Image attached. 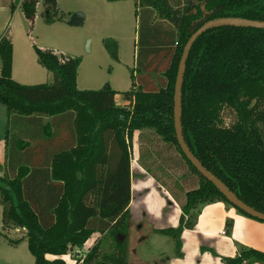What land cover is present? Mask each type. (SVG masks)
Returning a JSON list of instances; mask_svg holds the SVG:
<instances>
[{"label":"trees","instance_id":"1","mask_svg":"<svg viewBox=\"0 0 264 264\" xmlns=\"http://www.w3.org/2000/svg\"><path fill=\"white\" fill-rule=\"evenodd\" d=\"M121 1L128 0H108ZM133 1L137 13H142L143 24L141 10L152 9L175 27L177 42L165 73L167 84L157 92L138 88L125 93V97L134 98L131 110L116 106L117 93L109 85L96 92L79 90L81 59L55 50L35 46L39 65L53 75V84L17 83L12 78L13 44L6 36L0 40V103L9 117L7 158L10 127L14 123L15 130L19 129L17 118L75 117V147L55 154L50 165V177L62 185V192L47 221L38 215V206L27 188L31 177L38 174L35 170L10 161L0 177V203L4 208L1 236L7 238L11 230H25L24 238L10 243L16 246L26 240L35 264H66L61 259L66 255H71L75 264H127L131 187L126 139L131 140L136 131L148 133L141 139V145L148 149L141 156L142 165L175 197L185 193L178 228L157 231L173 240L178 256L182 257V233L194 230L204 206L222 202L237 210L184 156L174 124L175 86L185 46L204 24L223 18L264 22V0ZM38 4V0L22 1L27 19L36 16ZM44 5L51 8L54 22H65L59 16L57 0H44ZM104 44L111 52L110 42ZM192 48L182 88L185 143L208 172L246 205L264 214V30L216 28L205 32ZM225 109L236 116L230 128L224 126ZM108 137L122 156L118 168L106 173L102 168L110 161ZM26 145L21 144L15 159L22 156L19 154ZM175 168L181 175L172 172ZM237 213L263 222L240 210ZM228 228L232 229L231 223ZM96 231L106 234L112 253L102 254V239L85 258H78L76 251L82 250ZM222 262L264 264V253L241 247L236 257Z\"/></svg>","mask_w":264,"mask_h":264},{"label":"crops","instance_id":"2","mask_svg":"<svg viewBox=\"0 0 264 264\" xmlns=\"http://www.w3.org/2000/svg\"><path fill=\"white\" fill-rule=\"evenodd\" d=\"M17 1L0 0V14L2 15L0 19L1 17L5 18L8 9L11 10L12 15L17 13V8H19L16 5L18 3ZM124 3H133V0L115 3H110L108 0H101L95 3L91 7L93 14L96 12L97 15L95 17L93 16L94 21L90 25L97 29H105L106 35L101 37L103 44L108 40L117 45L109 53L114 58V64L125 69L122 72V77L116 75V71H119V69L115 71L113 67L108 77L102 75L105 60L102 59L103 56L101 57L97 54L92 57L95 68L89 74L96 72L98 75L97 79L94 80L96 81L94 82V86L101 84V87L99 89L95 88L96 90L103 89L106 85H109L117 93L115 96L116 106L131 110L135 102L134 98L125 97V93L138 88H141L144 92H157L167 84L165 73L173 59L175 43L177 42V31L171 23L160 18L152 9H140L143 12V21L146 30L141 43L139 42L141 49L139 48V53L137 52V48L135 49L138 56H134L132 64L128 62L123 63L118 53L120 51V47H118L120 46V40L114 35V31L111 33L107 32L117 25V20L119 21L120 19V7H123L121 5H124ZM88 19H90L89 11H81L73 15V23L71 25L80 27ZM5 24H0V40L5 36L3 30ZM90 45L92 46V44ZM91 46L89 55H92ZM16 62L15 55H13V70L16 68ZM28 66L30 68L28 70L26 66V70L31 75L33 73L32 70L36 71V68L35 66L31 67L30 63H28ZM130 67H133L135 70L132 73L133 75H130ZM5 111V134L3 138L0 137V166L3 167L2 173L7 170L8 164L6 133L9 117L7 109ZM74 118V116L67 114L58 118L16 119L18 127L29 125L33 129V131L28 133L26 140L28 145L33 142L30 137H38V141L40 142L38 144V161H35L36 159L33 158L31 164L35 167L32 170L37 171L38 174L28 184L27 188L30 190L33 185H38V194H32L31 200L37 204L38 215L45 221L48 220L62 192V185L54 182L50 177V165L55 154L64 149L75 147L77 141L74 132ZM55 129L60 130L59 137H56L57 135L53 133ZM146 133V131H136L131 140L126 139V145L130 155L131 187V200L128 209L129 241L127 264H143L141 263L142 252L139 251L140 248L146 247L150 242L155 247V244H159L157 239H170L157 234V231L178 228L183 212L181 211L182 202H178V199L170 189L162 186L151 176L152 174L148 173L147 169L141 163L143 152L140 148L142 146L140 145V141ZM107 139L109 140V154L111 155L108 165L102 168L106 173L112 167L114 169L118 168L119 160L122 156L119 147L112 139L109 137ZM23 153L19 155H23ZM145 163L149 164L150 162L147 161ZM96 223L100 225L101 221L97 219ZM228 223L232 224V231L228 228ZM228 231L230 232L228 233ZM12 232L21 234L22 238L25 237L26 233L22 229H16ZM105 235L96 231L89 239L92 242L89 244L88 241L82 250L76 251L75 254H78L77 257L85 258L102 239V254L112 253L111 241L106 240L104 238ZM181 242L182 257L173 252L172 255L170 254L171 256L165 258L166 261L162 264H223L222 259L236 257L238 250L242 246L264 253V222L247 218L237 213L236 209L222 202L209 204L202 208L194 230H185L182 233ZM48 258L50 260L55 259L53 256H49ZM65 258L64 256L61 257L63 260ZM160 259L161 257L152 260V262H148V264H159L158 261ZM71 261H73L72 264H75L76 260L71 256ZM35 262V260L33 262L29 260L28 263L35 264ZM65 262L67 261L65 260Z\"/></svg>","mask_w":264,"mask_h":264},{"label":"rangeland","instance_id":"3","mask_svg":"<svg viewBox=\"0 0 264 264\" xmlns=\"http://www.w3.org/2000/svg\"><path fill=\"white\" fill-rule=\"evenodd\" d=\"M39 4L37 6V14L33 19H27L20 9L21 0H18L17 13L12 15L11 10L8 9L5 15V18L0 19V24L6 23L3 30L4 35L8 37L13 44V55H15L16 68L13 70L12 78L17 83L24 86H37V85H51L53 84V75L50 74L47 69L39 65L38 58L35 52V46L40 49L55 50L59 54H63L70 57H77L81 59V65L78 70V89L84 91H99L101 84L94 86V81L97 79V73L89 74V72L95 68V63H93V58L96 54L103 56L104 59V68L103 73L105 77H108L112 67L116 71V75L122 77V72L125 69L123 67H118L113 62V57L110 55L108 49L105 47V44L101 42V37L106 35L105 29H97L93 24V16L95 17L97 13L93 14L92 7L95 3L100 2L101 0H57V6L59 10V16H63L65 22L55 21L54 17L50 11L51 8L44 5V0H38ZM135 1L133 3H124L120 7L119 15L120 19L117 20V25L114 28L110 29L111 33L114 31V35L120 40V51L119 56L122 58V62H128L132 64L134 56L139 53V48L141 49V40L145 34V25L142 23V13H137L135 8ZM133 4V5H132ZM92 6V7H91ZM88 10L90 19L82 26H73V15ZM2 12V11H1ZM13 12V11H12ZM103 12V10H102ZM0 16H2L0 14ZM108 41V40H107ZM92 42V43H91ZM110 42V49L116 48L115 43ZM140 42V43H139ZM92 44V46L90 45ZM90 46L92 48V55H89ZM137 48V52L136 49ZM141 53V50H140ZM143 54V51H142ZM141 54V55H142ZM27 60V61H26ZM1 59H0V77H1ZM28 63L31 67L35 66L36 71L32 70V74H28L26 66L29 70ZM128 72V71H127ZM130 75L135 72L133 67H130ZM133 75V74H132ZM96 88V89H95ZM95 89V90H94ZM102 89V88H101ZM100 89V90H101ZM5 107L0 103V137H4L5 134V120H6V111ZM3 111V112H2ZM5 115V116H4ZM224 126L230 128L236 122V116L234 112L230 109H225L223 113ZM15 122V121H14ZM11 135L9 139L8 147V164L10 161L17 163L23 166H27L32 170L33 167L32 160L33 158L38 161V137H30L32 141L29 145L27 144L28 133L33 131L29 125L20 126L18 130H15L14 123L10 127ZM53 133L56 134V137L60 136V130L55 129ZM21 134V135H20ZM146 133L145 135H147ZM143 135V136H145ZM24 143L26 146L22 151L30 150L29 152L22 155L20 158H14L19 150L21 149V144L17 142ZM154 145V143H152ZM20 145V147H19ZM141 145V141H140ZM142 152L146 154L148 150L144 146L140 147ZM157 148V147H156ZM154 148V150H158ZM154 151V152H156ZM153 159H158L154 157ZM33 171V170H32ZM148 171V170H147ZM179 169H174L172 172L175 175H181ZM37 172V171H36ZM149 174L155 175L152 172ZM158 175V174H157ZM37 175H35L36 177ZM34 178V177H33ZM31 177L30 181L33 179ZM29 181V182H30ZM32 194H38V185H33L30 188ZM185 193L181 192L178 194V202H185ZM3 206L0 203V264H30L29 260H35L31 255L28 244L26 240L18 243V245H12L10 241H17L22 238L21 234H16L11 230L7 233V238L1 236L3 231ZM92 241L89 240V244ZM158 245L155 244V247L150 242L146 247L140 248L139 251L142 252L141 263L148 264L159 257H161L159 264H162L166 261L165 258L171 256L173 252L176 254V247L172 239H157ZM152 243V244H151ZM157 245V246H156ZM160 246L159 248H157ZM243 247V246H242ZM247 248V247H246ZM171 254V255H170ZM65 260L72 264L71 255H66Z\"/></svg>","mask_w":264,"mask_h":264},{"label":"water","instance_id":"4","mask_svg":"<svg viewBox=\"0 0 264 264\" xmlns=\"http://www.w3.org/2000/svg\"><path fill=\"white\" fill-rule=\"evenodd\" d=\"M221 27H235V28H252L258 30H264V22L261 21H252L245 20L240 18H223L216 19L204 24L199 31H197L186 44L185 49L183 51V56L181 62L179 64L178 75L175 86V95H174V124L176 137L178 138L179 146L184 153V156L191 162V164L197 169V171L210 183H212L216 189L223 194L225 199L237 210H240L252 218L258 219L264 222V214L255 209L246 205L243 201H241L237 194H234L225 184H223L218 178H216L212 173L208 172L200 163V161L193 155L190 151L189 147L185 143V138L183 137L182 132V88L184 82V76L186 72V64L189 58V54L191 49H193L194 43L197 41L199 37H201L205 32L221 28ZM2 176V172L0 171V177Z\"/></svg>","mask_w":264,"mask_h":264},{"label":"built area","instance_id":"5","mask_svg":"<svg viewBox=\"0 0 264 264\" xmlns=\"http://www.w3.org/2000/svg\"><path fill=\"white\" fill-rule=\"evenodd\" d=\"M223 234H225V233H223ZM76 262V261H75Z\"/></svg>","mask_w":264,"mask_h":264}]
</instances>
